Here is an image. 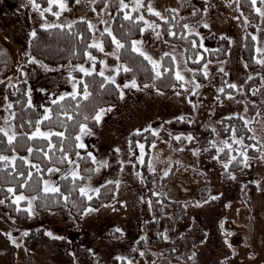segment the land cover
Instances as JSON below:
<instances>
[{"label":"rangeland","instance_id":"obj_1","mask_svg":"<svg viewBox=\"0 0 264 264\" xmlns=\"http://www.w3.org/2000/svg\"><path fill=\"white\" fill-rule=\"evenodd\" d=\"M206 1L200 17L188 23L187 29L199 34L202 48L216 47L217 36L228 39L226 57L205 60L200 66L207 78L213 76L212 81L201 86L193 77L183 48L163 40L154 22L145 18L141 35L132 42V47L157 63L163 54H170L175 75L179 73L183 77L180 88L156 90L152 82L142 86L134 82L133 87V81L121 85L119 102L100 108L93 118L101 110L103 113L99 121L94 120L93 127L81 125L84 131L80 127L77 152L67 157L64 166L48 167L41 184L44 191L46 188L47 191L56 190L59 178L79 175V163L86 157L91 163L92 174L84 186L85 194L116 182L114 199L97 208H86L76 219L66 206L39 211L33 195L18 194L16 201L19 197L26 199L22 207L27 210L28 218L16 221L0 207V264H112L113 259L126 264H264V158L249 156L243 151L241 168L226 176L224 172L233 156L230 154L226 161L217 156L223 146H229L230 142L225 140L214 142L217 150L212 156L201 151L185 154L178 151L190 142V133L176 134L175 146L167 139L150 145L151 161L157 159L160 165L164 164L157 179L168 174L172 160L177 163L167 182L160 186L157 180L158 189L173 199L191 202L171 208L166 206L159 224L145 228L143 225L150 218V206L142 198L143 186L130 159L131 133L145 129L156 133L164 121L183 117L195 125L199 134L213 127L222 116L238 114L249 122L246 94L238 87L254 75H264L262 56L257 57L259 65L255 68H247L242 59L247 22L239 8V0ZM198 2L147 0L145 7L147 12H158L160 17L168 6L187 15ZM249 2L258 15L254 47L261 52L264 48V0ZM141 4L139 0H123L126 7H122L121 0H74L70 3L48 0L45 7L39 8L34 6L33 0H0V128L8 139L12 137V130L9 125H1L8 104V86L19 79L25 80L27 102L38 112V124L31 134L38 130L51 133V129L40 128L39 122L49 116V102L80 93L78 81L85 73L80 71L81 67L88 72L97 68L106 79H115L120 68L118 46L113 42L107 48L102 34L109 31L111 17L118 9L133 10ZM35 5H38L36 0ZM138 17L144 18V15ZM75 20H85L91 25L90 45L94 51L87 52L83 61L51 65L29 54L28 41L34 27L67 25ZM199 26H204L205 31H199ZM221 88L224 92L225 88L232 91L217 100ZM81 144L84 147H80ZM141 145L138 144V161L144 155ZM200 191L205 192L204 201L200 199ZM176 215L181 216L174 219ZM175 236L179 238L173 242ZM61 238L67 241H59ZM135 252L139 254L134 257Z\"/></svg>","mask_w":264,"mask_h":264},{"label":"trees","instance_id":"obj_2","mask_svg":"<svg viewBox=\"0 0 264 264\" xmlns=\"http://www.w3.org/2000/svg\"><path fill=\"white\" fill-rule=\"evenodd\" d=\"M64 1L70 3L74 0ZM139 1L142 3L141 6L133 10L118 9L111 17L109 31L102 34L103 43L107 48L112 46L113 38L122 45L118 47L117 60L120 68L115 79H106L96 68L89 72L90 75L84 73L81 76L78 81L80 93L76 94L74 99L73 95H66L63 99L49 102L50 114L47 119L43 118L39 122L40 128L52 130L47 138L31 134L38 124V112L27 102L25 80L19 79L12 86H8L6 90L8 104L5 119L1 125L10 126L13 139L9 142L7 135L0 128V157L6 158L0 159V200L2 201L0 207L14 220L25 221L28 218L27 210L22 207L26 199L16 201L18 194H24L26 197L33 195L35 207L39 211L45 212L66 206L72 217L76 219L86 208H97L110 202L116 196V182L102 186L95 193L85 194L84 186L92 174L91 163L86 157L79 163L81 165L79 175L59 178L56 190L44 191L41 189V184L48 167L64 166L67 163V157L77 152V135L81 125L88 124L93 127L95 120L93 117L100 108L119 102L121 85L133 81L138 86L152 82L153 87L161 91H167L172 87L180 88L181 81L176 78L170 54H163L157 63L152 59H146L145 57L148 56L132 47V42L141 35L145 18L154 22L163 40L177 43L183 48L187 63L192 68L193 77L201 86L213 79V76L207 78L200 70L202 62L224 58L228 55L229 45L225 36L215 38L216 47L202 48L199 34L187 29V24L202 14L206 0H199L198 6L187 15H182L180 10L168 6L162 17L147 12L145 7L147 0ZM36 2L38 7L42 8L47 5L48 0H36ZM239 8L247 22L241 56L247 68H255L259 65L257 57L264 58V48L261 52H257L254 47L253 37L258 15L249 0H239ZM140 14H143L144 18H139ZM126 16L129 18L125 19ZM198 29L205 31L204 26H199ZM33 32L35 36L31 35L28 41L29 54L51 65L66 61L81 62L87 52L94 51L90 45L91 29L85 20H75L71 24L57 27L36 26ZM198 54H200L199 58ZM158 72L159 75H157ZM85 86L88 93L86 99L84 98ZM238 89L246 94V112L251 118L249 122L238 114L222 116L215 121L213 127L199 134L195 125L183 117L170 122L164 121L156 133L148 129L131 133L130 159L138 171L143 186L142 198L148 201L150 206V218L143 223L144 228L159 224L166 206L171 208L191 202L173 199L158 189L157 180L160 186L167 182L172 177L177 163L172 160L173 165L169 167L168 174L157 179V173L164 164L160 165L157 159L151 161L150 145L153 142L167 139L171 145L175 146L174 136L176 134L190 133L192 134L190 142L184 149L178 151L183 154L201 151L206 156H212L217 150L214 142L228 141L229 146H223L217 155L225 161L228 160L230 154L233 156L230 157V162L224 172L226 176L231 171L241 168L243 151L249 156L264 158V75H254L248 78ZM231 91V88H225L224 92V88H221L217 100L226 92ZM181 124H187L188 127H183ZM56 133L62 135H56ZM139 143L143 144L144 149L141 161H138L136 157L139 152ZM84 166L87 168L84 169ZM200 192V199L204 201L205 192ZM179 216L181 215H176L174 219ZM178 238L179 236H175L172 239L173 242ZM59 241L66 242L67 240L61 238ZM139 244L141 246L142 241ZM138 254L135 252L134 257ZM189 255L188 252L187 256ZM183 257L186 258L184 255ZM112 264L126 263L113 259Z\"/></svg>","mask_w":264,"mask_h":264},{"label":"snow or ice","instance_id":"obj_3","mask_svg":"<svg viewBox=\"0 0 264 264\" xmlns=\"http://www.w3.org/2000/svg\"><path fill=\"white\" fill-rule=\"evenodd\" d=\"M49 2L50 3H52L53 2V0H49ZM121 3H122V7H126V5H123V0H121ZM253 3H255V0H253ZM33 4H34V6L35 7H38V5H35V0H33ZM60 7L61 8H63L64 7V5H63V3H61L60 4ZM44 11H49V9H45ZM149 11H152V9L151 8H149ZM257 11H259V9H257ZM43 14V13H42ZM56 15H59V13H56ZM155 15H157V16H159L160 14L157 12V13H155ZM129 17H125V19H128ZM58 25H45V27H57ZM89 27H91V25H89ZM205 27H207V25H205ZM110 34V33H109ZM32 35L33 36H35V32H33L32 33ZM114 39V42L115 43H117V46L118 47H122V45H120L119 44V42L118 41H115V38H113ZM253 39H255V37H253ZM96 47H99V45H95ZM138 50V49H137ZM259 51V50H258ZM141 54H143V53H141ZM90 59H94V58H92V57H89ZM146 59H151L150 57H145ZM154 67H155V64H154ZM127 70V69H126ZM80 71H83V72H85V74L86 75H90L91 73H89L87 70H85L84 68H80ZM101 75H103V73H101ZM157 75H159V72L157 73ZM176 78L178 79V80H180V79H183V77L182 76H180V74L179 73H177V76H176ZM114 82V81H113ZM133 87H135V83L133 82V85H132ZM231 87H235V85H230ZM125 87H127V85H125ZM222 91V90H221ZM87 96H88V93H87V89H86V86H85V93H84V98L86 99L87 98ZM64 97H61V99H63ZM75 98V94H73V99ZM55 102V101H54ZM8 107H11V105H8ZM102 113H103V110H101V113H99V114H97V116L95 117V119L97 120V121H99L100 120V116L102 115ZM45 119H47V117H45ZM81 131L83 132L84 131V127L82 126L81 127ZM40 135V136H44L45 138H47V136L48 135H50V134H46V133H40L39 132V130H38V132L37 133H34L33 135L35 136V135ZM56 135H62L61 133H56ZM31 138V137H30ZM13 139V137H9V142H11V140ZM77 139H79V137H77ZM177 139H179V137H177ZM80 147H84V145L83 144H81V145H79ZM141 148H143V146L141 145ZM29 151H31V149H29ZM0 159H6L5 157H0ZM225 167H227V165H225ZM165 175H167V173H165ZM48 189L46 188L45 189V191H47ZM53 190H55V189H53ZM9 191H11V189H9ZM81 191H83V190H81ZM18 199H23V197H19ZM0 203H2V201H0ZM25 235H27V233H25Z\"/></svg>","mask_w":264,"mask_h":264}]
</instances>
